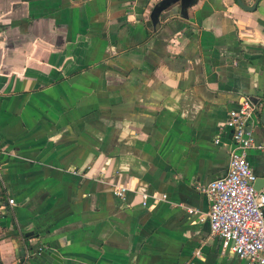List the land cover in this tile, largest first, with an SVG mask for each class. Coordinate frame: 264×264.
<instances>
[{
    "label": "crops",
    "instance_id": "obj_1",
    "mask_svg": "<svg viewBox=\"0 0 264 264\" xmlns=\"http://www.w3.org/2000/svg\"><path fill=\"white\" fill-rule=\"evenodd\" d=\"M158 1L0 0V264H259L197 217L243 97L264 175V0Z\"/></svg>",
    "mask_w": 264,
    "mask_h": 264
},
{
    "label": "built area",
    "instance_id": "obj_2",
    "mask_svg": "<svg viewBox=\"0 0 264 264\" xmlns=\"http://www.w3.org/2000/svg\"><path fill=\"white\" fill-rule=\"evenodd\" d=\"M255 104L249 97H243L238 107L229 109L226 119L219 125L214 138L216 144L228 146L227 171L211 179L202 190L208 198V208L200 212L197 221L208 220L211 232L221 238L224 249L245 258L264 264V190L254 186L257 178L248 159L247 152L257 146L253 135ZM229 128L230 142L221 140V132ZM129 189L127 184H115L113 192L120 197ZM166 193L143 192L142 205H153L166 199ZM148 199L152 201L149 203ZM8 202L14 204V198ZM190 213H196L188 207Z\"/></svg>",
    "mask_w": 264,
    "mask_h": 264
},
{
    "label": "water",
    "instance_id": "obj_3",
    "mask_svg": "<svg viewBox=\"0 0 264 264\" xmlns=\"http://www.w3.org/2000/svg\"><path fill=\"white\" fill-rule=\"evenodd\" d=\"M178 1H179V15L184 18L188 16V12H187L188 7L196 2V0L191 1V2H186V0H159L158 2L154 4L151 10V13H150V17L154 22L155 28L159 26L160 12L164 9L170 8L171 6L175 5ZM257 1L258 0H256L252 5H248V4H245L242 0H237L238 4L242 8L248 9V10L253 9L256 6ZM262 118L264 120V109L262 112ZM263 183H264V175H260L259 177L257 176V178L255 179L254 186L256 188H260L263 186ZM40 253L45 258H47L49 261L53 262L54 264H57L58 262H61L63 260L60 251L51 246H43L41 248Z\"/></svg>",
    "mask_w": 264,
    "mask_h": 264
}]
</instances>
